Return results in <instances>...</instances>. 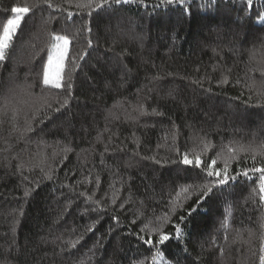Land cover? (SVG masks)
Here are the masks:
<instances>
[{
    "label": "trees",
    "instance_id": "16d2710c",
    "mask_svg": "<svg viewBox=\"0 0 264 264\" xmlns=\"http://www.w3.org/2000/svg\"><path fill=\"white\" fill-rule=\"evenodd\" d=\"M76 2L34 8L0 64V264H152L158 250L161 264H260L251 172L199 204L181 197L163 227L175 236L180 224L178 240L137 237L155 244L145 225L170 213L181 186L213 179L180 163L201 141L213 145L206 161L264 141V0H135L91 15ZM26 3L0 0V27ZM54 35L70 41L61 89L41 82Z\"/></svg>",
    "mask_w": 264,
    "mask_h": 264
},
{
    "label": "snow or ice",
    "instance_id": "6c2138e0",
    "mask_svg": "<svg viewBox=\"0 0 264 264\" xmlns=\"http://www.w3.org/2000/svg\"><path fill=\"white\" fill-rule=\"evenodd\" d=\"M71 3V0H68ZM135 0H77L75 3L76 8L80 9H90L88 15H91L93 11L98 9H103L105 6H111L112 4H127L133 3ZM162 3L167 5H183L186 0H161ZM249 8L252 7L253 0H246ZM41 5H47L48 8H56L58 5H54L52 0H33L31 5L24 4L23 6L13 7L11 12L14 13L12 18L7 19L6 23L0 27V64L5 62L8 59L10 49L13 47L14 38L17 35V32L21 26L22 21L25 16H27L34 8H38ZM69 18L73 16V13H68ZM91 31V29H88ZM52 40L54 41L50 54L47 59V64L43 67L41 74V82L45 88L50 89H61L65 87L63 81L65 80V60L68 56V46L70 44L69 39L66 36L54 35L52 36ZM88 46L91 47V41H89ZM83 59V56H81ZM261 75L264 76V70L261 71ZM224 83H227L225 79ZM67 88L71 89V84L67 85ZM264 94V93H261ZM60 104V107L54 109V111H60L61 107H66L68 104V99L65 98L63 101H56ZM45 104L47 107L52 108V104L45 99ZM143 114V112H142ZM33 128L31 124L25 128V132H31ZM203 147L200 152H196L192 158L189 157L188 154H184L180 163L200 169L202 172L206 174V177L213 178L211 180H207L202 184H194L181 186L179 192L176 193L175 200L170 201L172 204V208L170 213H166L163 217L159 218V222L153 226L149 227L145 225V228L149 231V233L158 234V239L153 243L152 236L149 235L147 239L143 236H138L137 238L142 240L144 244L149 247H155L156 245L163 246L168 241L172 239H179L182 230L180 224L174 225L175 236L170 233H165L163 231V227L165 224L171 223V214H174L177 210V207H180V199L183 197L184 200L189 199L193 194L198 197L196 203H201L205 198H207L210 194L213 193L214 189H218L221 186L229 184L230 181H236L238 176H243L246 178L249 177V173L258 174V189H259V200L262 204H264V164L257 165L256 164V156L260 155L264 157V141H262L259 145L249 144V145H238L237 147H233L231 145L227 146V153L221 151L215 154L210 161H206L202 159V155L207 153L213 145L210 142L201 141ZM70 149H65V151H69ZM251 152L253 166L249 169H245L241 171H233L231 165L233 161H239L240 153ZM218 161H222L223 167H217ZM175 163V161H173ZM51 178V177H49ZM256 194L255 189L253 190V195ZM27 195V193H25ZM195 211V208L189 209L188 214L191 215L192 212ZM179 219L181 221L184 220L183 216H180ZM264 220V218H262ZM135 223V221H133ZM264 226V225H262ZM91 231V229H89ZM144 231V229H142ZM79 243V240L72 243V247L75 248L76 244ZM260 256V264H264V247H261ZM159 255V250L157 251V256ZM157 256H153L152 264H161V261L157 260Z\"/></svg>",
    "mask_w": 264,
    "mask_h": 264
}]
</instances>
